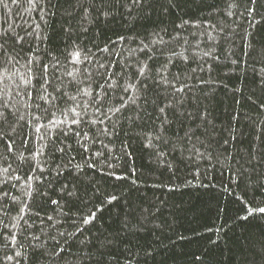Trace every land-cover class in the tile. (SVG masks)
<instances>
[{"label":"trees","instance_id":"1","mask_svg":"<svg viewBox=\"0 0 264 264\" xmlns=\"http://www.w3.org/2000/svg\"><path fill=\"white\" fill-rule=\"evenodd\" d=\"M0 33V264H264V0H3Z\"/></svg>","mask_w":264,"mask_h":264},{"label":"snow or ice","instance_id":"2","mask_svg":"<svg viewBox=\"0 0 264 264\" xmlns=\"http://www.w3.org/2000/svg\"><path fill=\"white\" fill-rule=\"evenodd\" d=\"M31 2H35V0H31ZM140 2H141V0H133V3H134V4H139ZM0 3H3V0H0ZM3 35H4V34L0 33V38H2ZM145 47H146V46H145ZM3 54H5V46H4V43H0V55H3ZM73 58H74V60H75L76 62H79V61H80L79 53H74V57H73ZM145 69H147V65H143V66H141V68L139 69L140 76H144ZM69 75H72V74L69 73ZM131 88H135V85H129V86H128L127 88H125L124 90H125V92H128L129 89H131ZM177 91H182V89H177ZM129 99L131 100L132 103H135V100H132L131 97H129ZM115 110H116V111H120L119 108H117V109H115ZM163 111H164V109H161V112H163ZM73 123H78V121L74 119V120H73ZM162 123H163V121H162ZM113 199H115V198L113 197ZM54 203H55V201H54ZM253 212H259V213L264 214V207H259V208H257V209H250V210H249V215H252ZM246 218H247V217H245V219H246ZM84 222H85V223H89L90 221H89V220H85ZM60 251H63V249H60ZM56 254L58 255L59 252H57Z\"/></svg>","mask_w":264,"mask_h":264}]
</instances>
